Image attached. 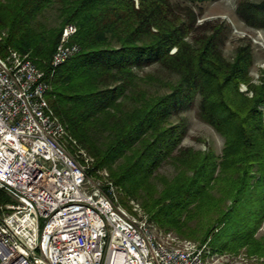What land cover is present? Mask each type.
I'll use <instances>...</instances> for the list:
<instances>
[{
  "label": "trees",
  "instance_id": "trees-1",
  "mask_svg": "<svg viewBox=\"0 0 264 264\" xmlns=\"http://www.w3.org/2000/svg\"><path fill=\"white\" fill-rule=\"evenodd\" d=\"M216 1L0 0V33L7 32L0 54L29 53L45 72L51 108L94 157L91 174L109 169L123 204L140 198L161 228L209 240L214 252L264 256V69L260 82H252L251 41L241 40L229 59L223 46L230 26L198 22L204 3ZM50 9L58 13L56 25L43 21ZM236 14L264 29V0H239ZM68 23L78 27L71 42L80 50L52 74ZM154 64L178 79L145 71ZM155 85L168 91H151ZM198 98L199 118L224 138L220 153L182 144L187 122L173 116ZM164 163L176 174H160ZM4 199L10 197L0 190Z\"/></svg>",
  "mask_w": 264,
  "mask_h": 264
},
{
  "label": "built area",
  "instance_id": "built-area-1",
  "mask_svg": "<svg viewBox=\"0 0 264 264\" xmlns=\"http://www.w3.org/2000/svg\"><path fill=\"white\" fill-rule=\"evenodd\" d=\"M77 31L63 28L52 74L79 52ZM45 75L29 53L0 54V190L12 198L0 200V264H264V256L214 252L209 240L158 230L138 201L123 204L106 169L91 174L89 151L61 141L68 133Z\"/></svg>",
  "mask_w": 264,
  "mask_h": 264
},
{
  "label": "rangeland",
  "instance_id": "rangeland-1",
  "mask_svg": "<svg viewBox=\"0 0 264 264\" xmlns=\"http://www.w3.org/2000/svg\"><path fill=\"white\" fill-rule=\"evenodd\" d=\"M238 1L239 0H219L216 2L204 3L205 12L203 14V17L200 18L198 22L201 24L205 20H213V21L219 20V21H225L230 26L231 28L230 36L227 39L225 45L223 46V52L225 56L229 59H232L237 45L242 43L241 40L243 39H245V41L250 40L253 46V53H254V65L251 68L252 82L259 83L260 77L262 75V70L264 69V29H258L249 26L240 19V17L236 14V6ZM252 1L259 2L262 0H252ZM43 21L48 25H56L58 23L57 11L55 9L48 10L45 16L43 17ZM6 35H7L6 31L0 33L1 38ZM175 50L176 49L174 48L172 52H175ZM145 71L153 73L154 75L167 81H176L178 79L177 75L170 73L169 71L165 70L164 68H161L157 64L145 68ZM150 89L153 92H159V93H165L168 91V89H166L165 87H161L158 85H155L153 87L150 86ZM240 90L242 92L249 93V95L252 96V93L251 91H249L247 84L242 83L240 86ZM198 102H199V98L194 107L185 109L181 111L179 115L173 116L174 121H179L180 118H184L185 121L187 122L188 134L184 138L182 144L185 146H192L195 149H201V150H205L208 147H211L215 149L217 153H220L224 145V138L212 126L205 123L203 120L199 118ZM70 137L71 136L67 134V136L61 141L66 144L67 148L70 151H75L77 147L73 145L71 141V139L74 137L72 138ZM101 169H106L110 174V171L107 167ZM176 172L177 169L170 163H164L159 169L160 174H164L168 177H172L173 175L176 174ZM157 184H158V188L161 189L162 184L159 182H157ZM117 195L120 200L125 196L124 191L120 188ZM129 199H134L135 201H138L141 204L140 198L128 197L127 200ZM9 200H12V198H10ZM152 221L155 223V227H157L158 230L163 229L161 228V226H159V224L156 221L154 220ZM168 231H173L174 233L177 234V232L174 230H168ZM259 233L264 234V224L260 229ZM197 242L200 243V241ZM244 251L245 250L242 249L240 252H244ZM221 264H232V263L227 261L226 259H223L221 261Z\"/></svg>",
  "mask_w": 264,
  "mask_h": 264
}]
</instances>
